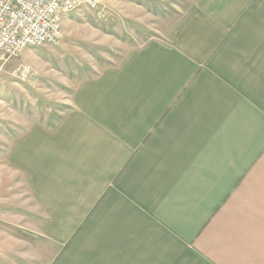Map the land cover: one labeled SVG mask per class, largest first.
Masks as SVG:
<instances>
[{"label": "crops", "instance_id": "1", "mask_svg": "<svg viewBox=\"0 0 264 264\" xmlns=\"http://www.w3.org/2000/svg\"><path fill=\"white\" fill-rule=\"evenodd\" d=\"M12 158L47 216L31 264H264V0H201Z\"/></svg>", "mask_w": 264, "mask_h": 264}, {"label": "rangeland", "instance_id": "2", "mask_svg": "<svg viewBox=\"0 0 264 264\" xmlns=\"http://www.w3.org/2000/svg\"><path fill=\"white\" fill-rule=\"evenodd\" d=\"M66 14L62 36L30 46L0 71V264H31L28 242L47 219L12 149L36 126L54 130L83 79L119 65L125 52L173 33L201 0H96ZM36 264V263H35Z\"/></svg>", "mask_w": 264, "mask_h": 264}, {"label": "built area", "instance_id": "3", "mask_svg": "<svg viewBox=\"0 0 264 264\" xmlns=\"http://www.w3.org/2000/svg\"><path fill=\"white\" fill-rule=\"evenodd\" d=\"M96 0H0V71L30 46L54 42L62 36L63 17Z\"/></svg>", "mask_w": 264, "mask_h": 264}]
</instances>
